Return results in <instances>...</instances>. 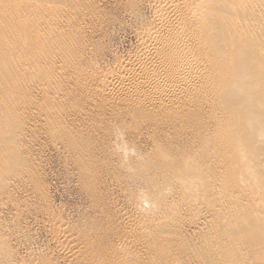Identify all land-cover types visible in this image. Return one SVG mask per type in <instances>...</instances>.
I'll list each match as a JSON object with an SVG mask.
<instances>
[{
    "label": "bare ground",
    "instance_id": "bare-ground-1",
    "mask_svg": "<svg viewBox=\"0 0 264 264\" xmlns=\"http://www.w3.org/2000/svg\"><path fill=\"white\" fill-rule=\"evenodd\" d=\"M14 2L0 0V10L7 11L5 14L0 13V27L4 25L3 22L7 18L6 15L11 11L12 4L17 5ZM167 4H169L168 17L163 18L166 21L163 20L164 22L162 21L154 27L151 26L152 28L148 31L146 39L138 41H141L140 45L143 52L138 53L133 59L120 61L110 72L103 73L97 80H92L91 83L85 82L87 77L84 79V76H78L82 70L81 65L83 62L81 65L77 62L71 63V67L69 65L68 68L65 65L63 66V69L72 68V70L78 72L76 73L74 86L75 88L77 86L78 92L80 91L83 94V96L81 94V97L85 99L86 105L83 102L81 105L79 103L77 111L82 114L83 119H81L87 125L94 119L100 121L101 125L97 126L100 130H97L103 132L102 142L98 143L96 141V143L94 141L97 144L94 143L95 147L91 146L92 141L90 142V139L89 142L87 141L89 144L86 143V138L84 140L83 138L85 136L89 137L91 133L87 135L80 134L83 129H78L79 136L73 137L72 132H67V129L62 128L58 116L55 119L57 121L54 119V121L49 120L48 115L50 114L48 112L46 124L52 127V131L54 129L60 131V133H57L56 139L63 144L65 143L67 148L75 154L74 160L77 157L76 160L83 169L95 167L97 161L93 160V156L97 149L104 152L106 150H117L119 154L115 157V160L117 161L119 158L120 167L128 170L126 174L131 182L136 184L138 180L143 181V190L141 191L139 187L137 189V199L142 200L147 206L149 205L150 210H153L156 207V202L160 200L155 185H157L161 196L164 194L162 187L164 185L169 187L170 185L174 188L177 187V189L175 188L177 190L176 194L181 196L184 193L188 200L203 195L207 202L208 199L211 202L216 201L214 206L221 208L218 209V216L230 214L245 219L259 216L264 218V0H169ZM14 6L13 8H17L18 5ZM51 37L41 41H26L25 49L27 50L28 59H40L45 54L52 56L57 41ZM69 53V49H66L61 52V56L65 57ZM11 54L12 52L10 58ZM20 54L25 55L26 51H22ZM65 62L63 61V63ZM87 68L90 69V66ZM46 76H42V79ZM4 88V83H0V93L3 92ZM62 93L59 97L71 100L72 97L67 91L66 94ZM76 95H79V93ZM73 110L75 109L73 108ZM73 110L70 111L73 112ZM8 114L6 112L0 115V192L4 195L8 193L6 194L7 197L12 199L9 196V191L12 193L11 191L20 184L11 185L9 181L18 177L21 178L22 172L25 174L26 169H22L26 161L24 155L28 157L30 150H27L25 145L22 146L25 147V152H21L23 148L21 150L18 148L23 145L29 132H27V129L25 131L21 127L18 128L23 123H20V119L15 118V114L14 116L13 114L10 115L12 117ZM21 115L19 114L20 117ZM52 121L55 123H53V126ZM43 124L41 127H43ZM72 125L67 124L66 126L72 127ZM76 126L78 125L76 124ZM76 126L73 125L75 128ZM70 130L73 131V129ZM52 131L50 132L52 133ZM74 131L73 133H75ZM96 138H98V135ZM114 138L118 141L109 143ZM134 138L139 139L141 142L145 141L147 148H144H149L148 156L140 153L142 148L139 149V152L137 151L140 148L139 142H137L138 148L129 144V140L133 139L134 142ZM111 153L113 154V151ZM70 155L72 154L70 153ZM109 156L111 155L109 154ZM189 156H194L195 159L189 162L187 160ZM109 160L111 161V159ZM112 164L114 166V162ZM93 168H91V171ZM195 170H205L207 173L203 178L189 179L188 176L194 174ZM18 171L21 173L18 174ZM83 171L81 170L82 173L85 172ZM78 172L80 174V170ZM88 172L86 171L89 175L86 179L91 184L92 173L89 174ZM172 172H174V176L177 174V182L173 181ZM158 176L162 177L160 182L157 181ZM92 178L94 179V176ZM161 182L163 185L160 188ZM205 184L209 186L210 196H208L206 190L201 191L200 189V186ZM124 189L126 188L124 187ZM92 194L94 195L93 192ZM240 194L249 195V201L246 204L238 201V195ZM94 196H98V194ZM4 197L6 202L7 197ZM27 200L29 201V199ZM34 200L37 199L34 197ZM11 201L10 203H12ZM5 202L3 201V203ZM6 204L7 207L14 206L13 204L11 206L9 203ZM208 204L211 205V203ZM15 215L14 218H16ZM144 218L147 219L145 216ZM141 219L137 217V220L142 221ZM145 219L142 222H146ZM140 221L139 224H128L124 231L122 230V235L120 230L117 231L115 233L117 241L113 242L114 244L117 242L116 245H113L110 240L102 239L100 234L104 232L98 233L102 227L96 225V222H94V227L93 224H90L94 229L89 227L87 230L86 227L80 230V228L76 235H66L68 230L62 228L64 230L59 231L54 239L57 247L65 252L67 251L64 258L73 264H140V250L144 248L149 239L153 238L154 240L156 238L158 245L166 242L162 235V238L158 239L155 230L153 232L152 230H145L147 232L140 239ZM149 221L153 222L150 219ZM16 225L18 226V224ZM0 226H2L1 221ZM147 226H149V223ZM2 228L0 227V229ZM4 228H6V225ZM10 228H12L11 225ZM116 229V226H112L110 230L115 231ZM141 229L144 228L141 227ZM237 231L242 233L246 229L244 226H239ZM4 233L6 232H0V264H18L14 259L13 250L10 251L5 248H8L9 241L7 242L4 238ZM261 241L262 239L254 236L245 239L242 245L245 248L252 249L259 245ZM42 254L45 255V253ZM46 258L48 259V257ZM51 260L53 261L52 258ZM34 264L51 263L38 262Z\"/></svg>",
    "mask_w": 264,
    "mask_h": 264
},
{
    "label": "rangeland",
    "instance_id": "rangeland-1",
    "mask_svg": "<svg viewBox=\"0 0 264 264\" xmlns=\"http://www.w3.org/2000/svg\"><path fill=\"white\" fill-rule=\"evenodd\" d=\"M9 2L17 3L18 6L15 4L17 8H13L14 4H12L11 11L6 15L7 18L3 22L4 25L0 27V83H4L5 87L3 92L0 93V107H2L0 115L7 112L9 116L12 114L14 116L15 114V118L20 119V123L23 124L19 123L20 126L18 128L21 127L25 131L27 129L29 133H27L24 143L22 142L23 145L18 148L20 150L23 148L21 150L23 152L27 146L28 148L26 147V149L30 150L31 155V157H29L30 155L28 157L24 155L26 161L22 169L25 168L27 172L25 171V174L20 171L17 172L18 174L20 172L22 174L21 178H23L18 177L9 181L11 185L20 184L15 188L17 191L15 189L11 191L12 193L9 191V196L12 199L7 197L8 195L6 194L8 193L4 195V193L0 192L2 195H0V200H2L0 201V221L2 223L0 227L2 228L6 225V228L3 227L0 229V232H6L3 236L10 243L8 242V248H5L10 251L13 250L15 261L18 264H34L38 262L73 264L64 258L67 255V251L65 252L56 246L54 237L59 231L65 229L68 230L66 235H76L80 228L82 230L87 227L88 230L89 227H92L90 224H93L94 227V222H96V225L102 227L98 233L104 232L100 234L102 239L110 240L113 243L117 241L115 238L117 231L120 230V234L122 235V230L124 231V228L128 224H139L140 220H137V217L139 219L142 217L145 219V216L153 222H150L149 219L148 221L145 219L146 222H142L144 220L141 219L140 224H143V226L140 225V239L147 232L145 230H152V232L155 230L154 232H157L158 239L163 236L166 242L158 245L156 238L154 240L151 238L154 242L149 239L148 243L150 244H145L143 248L149 250H140V264H264L263 217L259 216L245 219L230 214H221L218 216V209L220 207L214 206L216 205V201L211 202L208 199L207 202V199H204L203 195L202 197H192V199L188 200L184 193L181 196L180 194H176L177 187H175L176 189L170 185L169 187L168 185L162 187V182L160 188L162 187L164 194L161 196L157 185H155L160 200L156 202V207L150 210L149 205L148 207L142 200L139 201L137 199V189L139 187L141 191L143 190V181L138 180L136 184L131 182L126 174L128 170L120 167L118 157L117 161L115 160V157L119 154L116 148V151L112 150L113 154L111 150L104 152L103 150L97 149V152H94L93 160L95 162L97 161L96 165L97 163L98 165H95L94 168L91 167L93 168L92 171L91 168H89L90 170L83 169L78 160H76L77 157H75L76 162H74L75 154L67 148L65 143L63 144L56 139L58 136L57 133H60V131L57 129H54L55 132L52 131V127L46 124L48 116L49 120H55L58 116L60 118L58 120L62 123V128L67 129V132H72L73 137L79 136V130L83 129L80 134L87 135L91 133L90 138L88 136V139L86 136L83 138V140L86 138V143L90 139V142L92 141L90 143L91 146L95 147L97 142H102L104 135L103 132L99 131V127H97L101 125L100 121L94 119L87 125V123L82 121V114L80 113V115L77 111L79 109V103V105L82 102L85 104V99L81 97L82 93L80 91L78 92L79 89L77 86L76 88L74 86L75 77H77L76 73L78 72L72 70V68L63 69V66L65 65L68 68L69 65L71 67L75 62L80 65L82 62L85 63H82L81 71L86 66L85 71H90L91 73L80 71L81 74L79 73L78 76H84V79L87 77L85 82L91 83L92 80H97L103 73L110 72L120 61L133 59L138 53L143 52V48L140 45L141 41H138L144 38L146 39L150 28L160 24V22L168 17L169 4L167 3H169V0H9ZM6 12V10H0L2 14ZM46 35L49 37L47 38ZM50 36L57 41L54 46L55 52L52 51V56L45 54L46 56L42 55L40 59H28L27 50L25 49L26 41H41L49 39ZM36 48L38 49V46ZM39 48L41 49V47ZM66 49H69L72 54L69 53L65 57L61 56V52ZM22 51H26V54L21 55L20 53ZM58 54L61 57H58ZM63 61L66 62L63 63ZM77 63L76 65H78ZM89 66L90 69L87 68ZM45 75L48 78L46 76V78L42 79V76ZM71 86L76 90L72 89L73 87ZM66 91L73 99L66 100L59 97L60 93L63 94L62 92H64L66 94ZM73 93H75L74 95L79 93V95L74 97ZM70 110H73V112ZM72 113H75V116ZM19 114H22L21 117ZM76 116L77 119L75 118ZM61 119L63 120L61 121ZM82 122L83 124H81ZM42 123L45 124H43V127H41ZM67 124H73L74 126L77 124L78 126L75 128L73 125L72 127L66 126ZM69 127L73 131L75 129V133ZM84 127L86 128L84 129ZM90 129L92 130L90 131ZM20 131L22 130L20 129ZM76 132L78 133L76 134ZM100 132L102 133L101 135ZM97 135L98 138H96ZM135 139L137 140V138H134V142L133 139H130L129 144L138 148L137 142H139L140 148L137 151L139 152V149L142 148L144 150L141 149L140 153L146 155L149 152V148L146 149L147 144L144 143L145 141L141 142L139 139L137 141ZM94 141L97 142L95 143ZM114 141L117 142L118 140L114 138L109 143H115ZM24 145L25 147H22ZM68 149L70 152H68ZM193 157L189 156L187 160L192 162L195 159ZM113 162L114 166L112 164ZM78 169L80 170V174ZM81 170L85 172L83 171L84 173H82ZM86 171L89 174L92 173L90 179L92 180L91 184L86 179L89 176ZM206 173L207 171L205 170H195L194 174L189 175L188 178L192 180L200 179L205 177ZM92 176H94V179ZM172 179L177 182V174L174 176V172H172ZM161 180L162 177L158 176L157 181L160 182ZM32 186H34V191L32 190ZM43 189H45L44 192ZM200 189L201 191L206 190L208 196H210L211 193L208 184L201 185ZM92 192L94 195L98 194V196H94ZM3 195L7 197L6 202ZM34 197L38 201L34 200ZM238 197V201L243 204L249 201V195L240 194ZM13 202H16L15 204L17 206ZM6 203H9L10 206L13 204L15 207H7L8 205ZM208 203H211L213 206ZM101 204L102 206H100ZM98 206L99 208H97ZM30 212L34 213L31 214ZM14 215L16 218L13 217ZM20 215L21 217L18 218ZM121 218L124 220L123 222ZM16 219L18 220L16 221ZM42 219L43 221H41ZM124 223L127 224L125 225ZM148 223L149 226H147ZM153 224L154 226L151 227ZM10 225L12 228H10ZM112 226H116L117 229L111 231ZM239 226H244L246 231L242 233L237 231ZM18 227L19 229H17ZM141 227L144 229L142 230ZM254 236L262 239L261 243L252 249H249V247L245 248L242 243L245 239H250ZM111 237L113 238L112 240ZM116 243H113V245H116ZM162 247L164 248L162 249ZM42 253H45V255Z\"/></svg>",
    "mask_w": 264,
    "mask_h": 264
}]
</instances>
